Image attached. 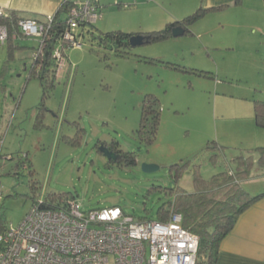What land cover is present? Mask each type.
<instances>
[{"label": "rangeland", "instance_id": "obj_1", "mask_svg": "<svg viewBox=\"0 0 264 264\" xmlns=\"http://www.w3.org/2000/svg\"><path fill=\"white\" fill-rule=\"evenodd\" d=\"M98 24L97 32L109 30ZM204 24L190 36L131 46L125 56L86 35L81 48H69L44 110L41 82L30 78L38 39H20L24 48L13 56L0 45V134L3 156H14L0 159L4 223L18 226L24 220L34 196L31 181L37 183V199L56 193L86 213L117 206L136 218L157 220L159 208L172 200L164 190L175 187L172 166L200 165L210 179L227 170V163L235 167L233 158L263 147L254 102L264 100V27L255 34L211 33L202 31ZM147 95L156 96L162 110L150 145L137 134ZM78 126L85 130L81 138ZM111 143L135 153L137 164L109 163V156L118 158ZM215 154L219 158L212 161ZM20 156L32 162L33 176L17 168ZM144 165L158 169L146 173ZM259 175L254 170L250 179ZM179 186L193 191L191 172Z\"/></svg>", "mask_w": 264, "mask_h": 264}, {"label": "trees", "instance_id": "obj_2", "mask_svg": "<svg viewBox=\"0 0 264 264\" xmlns=\"http://www.w3.org/2000/svg\"><path fill=\"white\" fill-rule=\"evenodd\" d=\"M72 4L73 0H63L59 12L55 15V21L50 27L45 29L46 35L44 36L43 44H39V47L34 52L30 78L39 79L43 87L40 110L46 108L45 100L48 98L50 90L54 89L58 82V65L54 57L55 51L59 48L67 58V52L71 48L63 41V32L67 14ZM211 11L213 10L200 8L186 18L168 24L162 30L146 33H127L120 30L97 32L94 25H84L81 27L80 36L82 37V43L85 36L89 35L98 42L100 48L114 51L119 56H125L128 54L127 49L131 47L130 40L133 37L142 36L144 38L142 45H150L164 43L176 38L173 35L175 29H180L183 36L191 35L192 27ZM21 19L23 18L9 13L7 17L5 15L0 18V24L6 25L10 31L6 46L12 56L16 50L24 48L19 43L20 39L25 38L18 29V22ZM161 111L157 97L147 95L143 103L141 122L137 134L140 140L148 145L154 143L158 134ZM254 111L257 126L264 128V100L254 102ZM76 125L78 124L76 123ZM84 131L83 128L78 126L76 137L81 138L80 134ZM111 149V152L114 151V155L118 156V158L111 159L109 163H115L120 166L123 164L135 166L137 164L135 153H124L119 149L117 143H111ZM1 158L14 160L13 155H0ZM217 158H219L218 154L213 155L212 161L218 160ZM232 161L235 167L231 168L230 164L227 163V170L212 176L210 179L203 177L200 165H193L191 169L187 163L171 167V175L174 178L175 187L164 190L170 194L172 200L159 208L157 220L166 221L172 214L183 216L184 228L200 238L197 264H218L222 241L232 232L240 215L264 197V193L256 196L251 195L243 186V183L250 179L252 171L256 169L264 170V146L257 147L247 156L239 155L233 158ZM24 165L28 166L27 170L33 176L32 162L27 156H20L17 168ZM189 172H191L193 178L194 189L192 192H188L179 186L181 178ZM30 188L33 191L32 194H34L33 197H30L32 203H38L45 209H64L69 207V201H73L71 198L56 193H50L43 199H37V183L31 181ZM154 189L163 190L160 186H155ZM127 215L136 218L135 215ZM136 219L139 221L150 220L146 217Z\"/></svg>", "mask_w": 264, "mask_h": 264}, {"label": "built area", "instance_id": "obj_3", "mask_svg": "<svg viewBox=\"0 0 264 264\" xmlns=\"http://www.w3.org/2000/svg\"><path fill=\"white\" fill-rule=\"evenodd\" d=\"M5 15L0 10V18ZM102 16L97 1L73 0L63 41L81 48V27L95 25ZM54 21L55 15L43 21L21 19L18 29L23 37L38 39L42 45L45 29ZM9 35V28L0 24V45H6ZM54 57L59 77L67 58L59 48ZM4 199L5 187L0 183V264H197L200 238L184 228L180 214L166 221H139L117 206L86 213L74 201L56 210L32 203L24 220L14 226L2 220Z\"/></svg>", "mask_w": 264, "mask_h": 264}, {"label": "crops", "instance_id": "obj_4", "mask_svg": "<svg viewBox=\"0 0 264 264\" xmlns=\"http://www.w3.org/2000/svg\"><path fill=\"white\" fill-rule=\"evenodd\" d=\"M101 7L98 25L108 31L146 33L164 29L203 8L213 10L192 28L201 31H251L264 27V0H95ZM63 0H0V10L19 18L43 21L59 12ZM192 30V34L193 33ZM205 33V32H204ZM191 34V35H192ZM183 36V35H182ZM179 36V37H182ZM190 36V35H189ZM178 38V37H176ZM0 134V155L4 145ZM11 155L6 154L4 156ZM259 177L248 179L243 186L251 195L264 193V170ZM253 181L254 187H251ZM251 187V188H250ZM218 264H264V197L246 209L232 232L220 245Z\"/></svg>", "mask_w": 264, "mask_h": 264}, {"label": "water", "instance_id": "obj_5", "mask_svg": "<svg viewBox=\"0 0 264 264\" xmlns=\"http://www.w3.org/2000/svg\"><path fill=\"white\" fill-rule=\"evenodd\" d=\"M173 35L175 37H178V36L182 35V32L180 29H175L173 31ZM143 40H144V38L142 36H135L130 40V44L132 47L141 46L143 44ZM109 158L111 159L112 156H109ZM8 160H11V159L9 158ZM143 169L146 173H152V172L156 171L158 169V167L155 165H144Z\"/></svg>", "mask_w": 264, "mask_h": 264}, {"label": "flooded vegetation", "instance_id": "obj_6", "mask_svg": "<svg viewBox=\"0 0 264 264\" xmlns=\"http://www.w3.org/2000/svg\"><path fill=\"white\" fill-rule=\"evenodd\" d=\"M111 159H115V156H114V157L112 156V158H111ZM111 159H110V160H111Z\"/></svg>", "mask_w": 264, "mask_h": 264}]
</instances>
